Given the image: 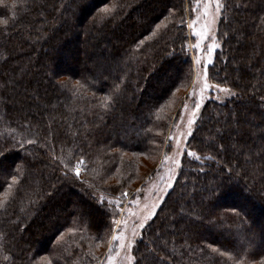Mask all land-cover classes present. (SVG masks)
<instances>
[{"label": "trees", "instance_id": "16d2710c", "mask_svg": "<svg viewBox=\"0 0 264 264\" xmlns=\"http://www.w3.org/2000/svg\"><path fill=\"white\" fill-rule=\"evenodd\" d=\"M220 1L208 75L236 95L203 106L133 264H264V0ZM191 3L0 0V264L102 255L192 82Z\"/></svg>", "mask_w": 264, "mask_h": 264}, {"label": "rangeland", "instance_id": "374dc122", "mask_svg": "<svg viewBox=\"0 0 264 264\" xmlns=\"http://www.w3.org/2000/svg\"><path fill=\"white\" fill-rule=\"evenodd\" d=\"M191 2L188 14V47L193 58L192 82L184 94L182 104H179L173 115L163 152L155 168L132 190L125 191L118 197L109 198L110 201H114L119 214L104 252L99 259H94L93 264H133V248L146 223L173 186L181 167V159L189 151L187 148L189 135L203 106L209 99L224 102L236 95L231 88L214 83L208 75L207 67L213 58L215 48L218 47L216 29L221 1L191 0ZM200 32H203V37L196 35ZM197 44L199 47H196ZM205 83L211 87L205 88ZM197 104L199 108H196ZM189 121L192 123L189 124ZM77 168L78 176H82V165L79 164ZM262 223L264 217L261 218L260 224ZM95 247L97 248L98 244Z\"/></svg>", "mask_w": 264, "mask_h": 264}, {"label": "snow or ice", "instance_id": "6c2138e0", "mask_svg": "<svg viewBox=\"0 0 264 264\" xmlns=\"http://www.w3.org/2000/svg\"><path fill=\"white\" fill-rule=\"evenodd\" d=\"M196 35H199V36L203 37V32L196 33ZM196 47H199V44H197ZM204 87H205V88H209V87H211V86L208 85L207 83H205ZM196 108H199V104L196 105ZM191 123H192V121H189V124H191ZM187 155H189V156H195V153L192 152V151H188V152H187ZM78 163L82 164L83 162L80 161V162H78ZM177 163H179V161H177ZM76 174L79 175V168L76 169ZM147 218H148V217H145V219H147Z\"/></svg>", "mask_w": 264, "mask_h": 264}]
</instances>
